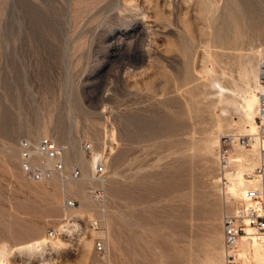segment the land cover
Segmentation results:
<instances>
[{
	"label": "rangeland",
	"instance_id": "1",
	"mask_svg": "<svg viewBox=\"0 0 264 264\" xmlns=\"http://www.w3.org/2000/svg\"><path fill=\"white\" fill-rule=\"evenodd\" d=\"M242 3L0 0L7 264H166L160 240L181 264H225L221 226L239 202L227 190L238 167L223 170L218 151L223 137L252 132L243 99L256 95L264 56V28H243ZM254 3L263 14L264 0ZM42 138L62 149L65 169L32 181L18 145ZM92 153L101 154L104 171L84 181L78 159ZM73 167L78 179L68 175ZM72 184L83 192H71ZM247 251L248 264H259Z\"/></svg>",
	"mask_w": 264,
	"mask_h": 264
},
{
	"label": "built area",
	"instance_id": "2",
	"mask_svg": "<svg viewBox=\"0 0 264 264\" xmlns=\"http://www.w3.org/2000/svg\"><path fill=\"white\" fill-rule=\"evenodd\" d=\"M257 108L256 129L246 135H227L221 139L218 156L223 170L232 167L233 155L237 148L254 149L256 165L247 178H253L256 183L243 188L239 194L238 205L222 220V247L226 255V264H248L250 254L245 251L240 256L242 245H249L254 241L264 244V56L258 67L257 77ZM19 164L24 175L32 181H41L53 175L64 172L62 149L49 138L38 141L22 139L19 141ZM89 150L90 146L85 145ZM103 165L99 163L94 174L103 173ZM71 179H78L81 171L77 167L71 168L68 173ZM68 208L75 206L74 200H67ZM93 228H98V221L91 222ZM50 237L54 232H49ZM94 251L98 256L105 252L102 240L94 243ZM91 264H102L100 259Z\"/></svg>",
	"mask_w": 264,
	"mask_h": 264
},
{
	"label": "bare ground",
	"instance_id": "3",
	"mask_svg": "<svg viewBox=\"0 0 264 264\" xmlns=\"http://www.w3.org/2000/svg\"><path fill=\"white\" fill-rule=\"evenodd\" d=\"M242 5H243L242 6V9H243L242 18L244 20V27L243 28L246 27V28H251V29H255V30H258L260 28H264V13L262 14L259 12L257 6L254 3V0H243ZM234 37H236V36H234ZM257 77H258V74H257ZM213 85H215L214 87H216V89L222 95L224 88L221 86V84L213 83L212 86ZM212 86H211V88H213ZM256 87H257V81H256ZM225 91L226 90H224V92ZM243 100H244L243 101L244 102L243 110H244L245 116L247 117L248 124L250 126L249 130L254 132L256 129V120H254V117H256L255 116V114H256L255 106H257V95H255L254 93H251L249 96H246ZM239 156L236 153L233 157V161H239V162H236V164H235L238 168L236 171H233L232 177H231L232 184L229 185L227 188V190H232V192L235 193L237 195V197H239L240 191L243 188L256 183L255 179L244 177V174H251L253 168L256 165L254 149H251V152L248 153L244 158L241 157L242 160L239 158ZM100 159H101L100 153H92V157H91L90 161H88V162H86L82 157L78 159L79 162L82 164L83 169L85 171V176L83 177L84 181L85 180L89 181V180L93 179V177L95 175L94 174L95 168L97 167L98 163L100 162L99 161ZM86 171H89L90 174H92V177H89V175L86 174ZM103 179L101 182H103ZM63 188H64V185H63ZM68 189L71 192H73L74 194H81L83 192L81 189V186L78 184L69 185ZM233 193H232V196H233ZM165 238H167V237H165ZM157 243H159L160 248H161V252H160L161 258L168 260V261L166 260V262H167L166 264H181V262L177 259V257L172 253L173 248L167 246L168 243H166L165 241H162V240L158 241ZM134 245L135 244H133V249H139L141 251L145 250L143 247H140L139 245H137V247H136V245L135 246ZM149 245H150V243H149ZM243 246L245 247L243 250L244 252L247 251L248 248H252V250L255 251L254 252L255 257L258 260L259 264H264V252H263V249H261V248H264V244L254 241L253 243H250L249 245L245 244ZM1 249H0V264H1V262H4L5 264H7L6 263V255H5L4 251H2ZM128 249L129 248H127L126 250H128ZM242 253L243 252H240V256H242ZM253 256H254V254H253ZM255 257H254V262L256 261ZM4 263H2V264H4ZM225 264H226V255H225Z\"/></svg>",
	"mask_w": 264,
	"mask_h": 264
}]
</instances>
